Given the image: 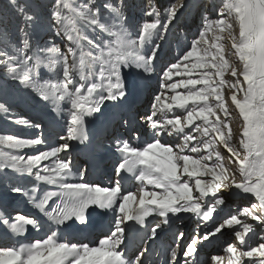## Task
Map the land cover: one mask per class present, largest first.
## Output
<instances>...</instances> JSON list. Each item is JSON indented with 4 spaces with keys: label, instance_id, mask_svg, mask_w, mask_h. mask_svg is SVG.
Returning a JSON list of instances; mask_svg holds the SVG:
<instances>
[{
    "label": "snow or ice",
    "instance_id": "obj_1",
    "mask_svg": "<svg viewBox=\"0 0 264 264\" xmlns=\"http://www.w3.org/2000/svg\"><path fill=\"white\" fill-rule=\"evenodd\" d=\"M188 6L187 0H172L162 18L155 0H144L143 15L150 19L135 36L124 0H105L102 5L97 0H49L45 5L39 0H7L0 6V113L11 112L10 98L32 97L63 116L66 127V134L59 136L63 143L37 148L27 157L21 151L45 144L42 138L0 135L4 179H11L10 170L35 181L31 188L9 183L8 190L27 198L38 213L13 215L0 208V227L17 238L0 246V264H149V242L159 237L162 226L171 227L180 213H191L207 225L226 204L224 193L247 198L250 206L203 233L198 224L195 238L182 253L169 246L165 264H180L181 254L183 264H200L199 245L217 234L234 237L221 244L227 264H264V0H221L216 18L207 14L208 4L202 5L198 36L163 71L161 90L143 117L153 139L137 146L114 137L119 154L114 185L88 182L87 170L75 168L69 155L71 142H90L88 122L104 116L106 105H129L141 81L154 72L159 41ZM9 9L21 19L15 36L4 26ZM45 19L60 43L52 38L39 42ZM229 101L241 120L239 133L231 127ZM14 122L41 127L27 119ZM129 122L120 117L122 126ZM174 133L179 143L162 142L161 137ZM124 174L137 182L135 191L124 188ZM41 184L55 190L42 189ZM90 208L113 213L108 233L96 244L69 239L65 233L76 223H88ZM149 217L159 220L151 222ZM249 221L262 231L256 232ZM29 226L47 231L42 238L23 242L18 238ZM135 226L144 232L143 246L133 257L128 255L126 234ZM175 239L179 247L184 233L178 232ZM224 262V255L215 254L206 264Z\"/></svg>",
    "mask_w": 264,
    "mask_h": 264
},
{
    "label": "rangeland",
    "instance_id": "obj_2",
    "mask_svg": "<svg viewBox=\"0 0 264 264\" xmlns=\"http://www.w3.org/2000/svg\"><path fill=\"white\" fill-rule=\"evenodd\" d=\"M21 2H23V0H21ZM48 2H49V0H39V3H41L42 5H45ZM97 2L100 5H102L105 2V0H97ZM124 2L127 5V16H128L129 29L132 32L133 36H135L136 31H137L138 27L142 24V22L145 19H150V18H146L143 15L142 6L144 4V0H124ZM155 2H156L157 7L160 9L161 16L163 18L164 9L167 8V6L169 5V3L172 2V0H155ZM6 3H7V0H0V6H3ZM187 3L189 5L188 8L186 10H184L183 15H181L179 17L178 21L174 22V26H170V30H169L165 40L159 41L160 49H159L158 54H157V59L154 62V72H153L152 76L150 78H148L151 81L148 82V86L146 85V87H145L146 88L145 89V91H146L145 96H147L146 105L150 106L154 95L158 94L159 91L161 90L160 89V82L162 79L163 71L166 70L167 67L170 66L172 63L177 62V60H179L182 57L183 53L190 47L191 41L198 36V33L202 28V14L205 11V9L202 7V5L205 3L208 4L209 6L207 8V14L211 18H216L217 11L219 10L220 4H221V0H196V1L187 0ZM41 11L44 13V15L46 17L45 9L42 8ZM6 17H7V21H6V24L4 26L8 28V30L13 34V36H15V30L19 26L21 19H20L19 15L17 13H15V11H13L12 9H9L7 11ZM89 34L91 35V33H89ZM38 38H39V42L41 44H43L45 41H47L50 38L56 39L57 43H60L59 39L55 38L53 36V32L48 27L46 19H45V23L42 25V27L39 30V37ZM61 47H63V44H61ZM229 48H230V46H229ZM162 49H163V51H162ZM227 58L229 60H232V61L236 60V57H234L232 55H228ZM140 75H142V74H140ZM226 78L232 79L231 77H226ZM173 79L179 80L180 77L174 76ZM178 91H183V89H178ZM226 93H227V90H226ZM0 99H3V98H0ZM9 103L11 104V112L7 116H5V114H3V113H1V115H0V118L2 116L3 120L8 119L7 121L9 123L0 122V129L4 126H9L12 129H16L15 126H17L20 129H22V126H19L18 124L14 123V121L16 119H27L33 123L41 124L40 128H42V129H44L43 126L45 125V129L43 130V133L41 132L42 129L41 130L38 129L36 131V134H38L36 136L37 138H40L41 135H43L44 137L46 136L45 143L47 141L53 142V141H55L54 139H56V140L58 139L57 137H59V136H55V137L50 136V135H53V133H52L53 128L46 129V124L44 123V120L40 119V118H42L40 116V114H42L41 112H44L43 111L44 109L47 112H50V109H51L50 107H46L43 102L38 101L32 97H27V96L20 97L19 95H16V96L10 98ZM230 104L231 103L229 101V109L231 108ZM141 107L145 108V105L143 104ZM12 108H16L17 110H15V109L13 110ZM27 109H28V111H30V114H31L29 116H28V114H29L28 111L25 112V110H27ZM32 109H34V110H32ZM144 110H146V109H144ZM32 111H35V112H32ZM20 112H22V114H27V115L22 118L21 117L22 114ZM36 113H39V114L35 115ZM232 115L235 116V119L232 120V122H233L232 125L236 128L233 131H234V133H239L241 120L238 116V112L236 111V113L232 114ZM27 116H28V118H26ZM55 120H56V118H55ZM11 121H13V123H11ZM198 122H200V121H198ZM56 127H58V126H56ZM49 130H50V132H49ZM65 133H66V131H65ZM46 134L47 135L50 134V135L47 136ZM62 135H64V134H62ZM179 142H180V140H178L177 143H179ZM60 143H63V141H61ZM58 144L59 143H56L54 146H56ZM220 151L225 157L228 156V153L226 151L224 152V149L222 146L220 147ZM193 155L195 156L197 154H193ZM228 200H229V198H227L226 204L223 206H220V208L217 209V212H215L213 214V220H212L213 223L210 224L209 229L213 227L214 222H216V223L222 222V220L224 218H226L229 214H235L240 208H242L244 206H250V203H251V201L249 199H247V201H241L239 204L238 203L236 204L235 202H233V203L229 202ZM193 219H195V220H193ZM241 219H244V218H241ZM191 220L193 222H197V219L193 216L191 217ZM249 222L254 224V222H252V221H249ZM200 223H204V222L200 221ZM254 226H255L256 232L259 233L262 231L261 226H259L257 224H254ZM236 227H239V226H236ZM193 230L194 229H191V228L188 229V232L190 233V235L193 233ZM224 231L228 232L229 230L225 229ZM210 239H211L210 242L213 243V247H214V245L216 243L222 244V242H224L225 240L234 239V237L230 236V235L217 234L216 237H211ZM220 244L216 248L221 250L220 254L225 256V262L227 263V254L222 251Z\"/></svg>",
    "mask_w": 264,
    "mask_h": 264
},
{
    "label": "bare ground",
    "instance_id": "obj_3",
    "mask_svg": "<svg viewBox=\"0 0 264 264\" xmlns=\"http://www.w3.org/2000/svg\"><path fill=\"white\" fill-rule=\"evenodd\" d=\"M196 1V0H193ZM128 70H126V75H127ZM131 72L133 74L136 73V70L132 69ZM139 77H137L138 79ZM150 78V77H148ZM148 78H146L145 81H141V86L135 90V92H141L142 89L143 93H145V87L146 85L148 86V82H150L151 80H149ZM133 98H131L129 105H125L122 108H115L112 107L110 104L106 105V111L104 113V116L100 117L99 119L93 118L90 119L88 122V133L90 137H95L97 139V145L99 147V152H103L106 153L108 155H111L115 160V150H114V141L109 143V144H105L104 139H106V136L104 135V132L106 134V132L108 130H110L111 125L115 123L116 119H120V117L123 115H127L128 118H130V120L134 121L135 123H137V125L134 126L135 129H133V134L134 136L140 137L141 141L138 142L137 146H142L143 144H145L146 142H150L148 141L145 137H144V127L147 125L146 121L144 119H139V117L137 118V115L142 113V111H146L144 110L145 108L141 107L143 105L142 101H143V95H140L139 101H138V105L135 106V104L133 103ZM134 106L133 110L128 108ZM130 109V110H129ZM27 110H25V112H27ZM44 112H41L42 114H40V116L43 118L44 123H46V129H51L54 128V126L57 124L58 126H64L65 125V119L63 116H57V114L53 113L50 109V112H47L45 109L43 110ZM35 112V111H32ZM28 113L30 114V111H28ZM44 113V114H43ZM28 114V115H29ZM39 113H36L35 115H37ZM27 114H22V118L24 116H26ZM145 116V115H143ZM234 116V115H233ZM56 118V120H55ZM197 123H201L198 122ZM22 126V125H19ZM140 126V127H139ZM16 129H12L9 126H4L0 129V135H5V134H14V136H17L19 138H24V139H33V138H37L36 136L38 134H36V131L39 129L41 130L42 128H28L25 126H22V129H20L19 127L15 126ZM137 127V128H136ZM186 131H188V129H186ZM43 132V130H42ZM50 134H48L49 136ZM107 135V134H106ZM167 136V134H165L163 137ZM148 137V136H147ZM59 139V137H57ZM171 142L176 141V134L173 135V137H171ZM162 139V138H161ZM45 141V140H44ZM59 143L61 142L60 140H58ZM75 141L71 142L74 143ZM102 142V143H101ZM103 144V146L100 145ZM55 145V141H48L46 142V144L40 145V146H36L35 148H26L23 149L21 151L20 154L24 155V156H29V155H34L37 153V148L41 149V150H48V148L50 146H54ZM135 145V144H134ZM105 147V148H104ZM73 148L71 149L70 153H72ZM225 152V151H224ZM227 152V151H226ZM64 155V154H62ZM44 163H49L48 161H45ZM8 172H10V170H6ZM1 177H4L2 173H0ZM11 178V176H10ZM4 193H8V191H4ZM12 196H10L11 199ZM227 198H229V202H235L236 204L240 203L241 201H247V198L244 197H240V196H235V195H229L227 193ZM193 216V214L191 213H180L178 216H175L172 218L174 224H175V228L179 231L188 232V229H195L196 231L198 230V224H199V231L201 233H203L205 230L209 229L210 224L213 223L212 220L207 222V225H205L204 223H200V221L197 220V222H193L191 220V217ZM197 219L196 216H193ZM202 222V221H201ZM196 231H193V233H196ZM189 233V232H188ZM190 236V233H189ZM187 239V238H186ZM184 240V239H183ZM210 240V239H209ZM208 241H206L207 243ZM2 244L0 246H5L4 242H1ZM209 245V246H208ZM207 245V249H203L201 252L199 250L198 253L201 254H197V256H201L203 258V262L202 264H206L207 261H209L210 256L211 255H215V254H220L221 250L213 247V243L209 242ZM200 249V247H199ZM209 249V250H208ZM206 250H208V253L206 252ZM177 251L179 252V250L177 249ZM222 255V254H220ZM183 264V258H182V263ZM224 264H227L226 262H224Z\"/></svg>",
    "mask_w": 264,
    "mask_h": 264
}]
</instances>
